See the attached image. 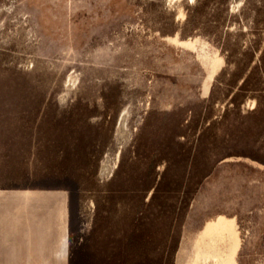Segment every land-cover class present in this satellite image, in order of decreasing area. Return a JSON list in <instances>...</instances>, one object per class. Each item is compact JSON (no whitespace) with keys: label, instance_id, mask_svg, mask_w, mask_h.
I'll return each mask as SVG.
<instances>
[{"label":"rangeland","instance_id":"1","mask_svg":"<svg viewBox=\"0 0 264 264\" xmlns=\"http://www.w3.org/2000/svg\"><path fill=\"white\" fill-rule=\"evenodd\" d=\"M61 186L72 264H264V0H0V187Z\"/></svg>","mask_w":264,"mask_h":264},{"label":"crops","instance_id":"2","mask_svg":"<svg viewBox=\"0 0 264 264\" xmlns=\"http://www.w3.org/2000/svg\"><path fill=\"white\" fill-rule=\"evenodd\" d=\"M69 190L0 187V264H72ZM97 222L94 219L89 233L105 243L108 233L97 230ZM91 236L81 245L91 247ZM87 255L92 264H114L108 251ZM81 257L75 264H82Z\"/></svg>","mask_w":264,"mask_h":264}]
</instances>
